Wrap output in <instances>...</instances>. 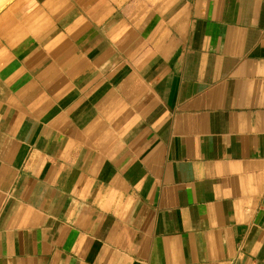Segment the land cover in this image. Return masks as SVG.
Masks as SVG:
<instances>
[{"label": "crops", "instance_id": "crops-1", "mask_svg": "<svg viewBox=\"0 0 264 264\" xmlns=\"http://www.w3.org/2000/svg\"><path fill=\"white\" fill-rule=\"evenodd\" d=\"M0 264H264V0L4 3Z\"/></svg>", "mask_w": 264, "mask_h": 264}, {"label": "rangeland", "instance_id": "rangeland-1", "mask_svg": "<svg viewBox=\"0 0 264 264\" xmlns=\"http://www.w3.org/2000/svg\"><path fill=\"white\" fill-rule=\"evenodd\" d=\"M4 1V2H3ZM8 0H0V7L4 4V3H6Z\"/></svg>", "mask_w": 264, "mask_h": 264}, {"label": "bare ground", "instance_id": "bare-ground-1", "mask_svg": "<svg viewBox=\"0 0 264 264\" xmlns=\"http://www.w3.org/2000/svg\"><path fill=\"white\" fill-rule=\"evenodd\" d=\"M4 2V1H3Z\"/></svg>", "mask_w": 264, "mask_h": 264}]
</instances>
